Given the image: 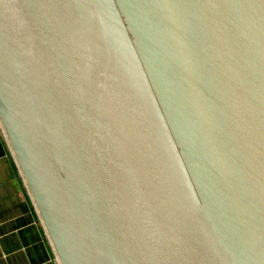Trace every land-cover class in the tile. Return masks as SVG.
Masks as SVG:
<instances>
[{
    "label": "water",
    "instance_id": "obj_1",
    "mask_svg": "<svg viewBox=\"0 0 264 264\" xmlns=\"http://www.w3.org/2000/svg\"><path fill=\"white\" fill-rule=\"evenodd\" d=\"M0 126L59 264H264V0H0Z\"/></svg>",
    "mask_w": 264,
    "mask_h": 264
},
{
    "label": "crops",
    "instance_id": "obj_2",
    "mask_svg": "<svg viewBox=\"0 0 264 264\" xmlns=\"http://www.w3.org/2000/svg\"><path fill=\"white\" fill-rule=\"evenodd\" d=\"M0 264H59L1 126Z\"/></svg>",
    "mask_w": 264,
    "mask_h": 264
}]
</instances>
